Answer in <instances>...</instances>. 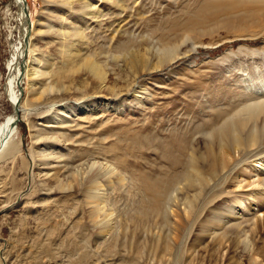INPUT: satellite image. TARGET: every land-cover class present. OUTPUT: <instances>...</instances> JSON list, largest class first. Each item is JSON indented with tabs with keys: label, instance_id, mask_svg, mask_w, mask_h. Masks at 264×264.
Masks as SVG:
<instances>
[{
	"label": "rangeland",
	"instance_id": "374dc122",
	"mask_svg": "<svg viewBox=\"0 0 264 264\" xmlns=\"http://www.w3.org/2000/svg\"><path fill=\"white\" fill-rule=\"evenodd\" d=\"M66 2L75 7L58 20ZM26 4L32 27L18 92L21 111L0 152V264H136L135 254L151 252L165 229L160 216L139 217L149 197L144 181L170 175L166 152L181 143L187 154L202 155L203 134L246 103L247 97H237L247 86L264 85V0ZM16 15L12 0H0V125L14 122L6 77L20 40ZM162 56L171 60L155 68ZM83 58L101 66V80L76 68ZM30 66H39L38 78ZM58 70L67 76L60 82L52 76ZM45 86L52 89L38 100ZM49 120L55 128L46 127ZM262 150L216 151L229 165L208 199L214 194L223 204L237 196L239 215L258 217L263 226L264 193L244 198L264 192L262 176L252 177L264 160L255 171L250 164ZM89 187L103 194L95 225L89 213L96 203L84 192ZM175 193L167 211L177 223L183 206ZM108 219L111 231L99 234Z\"/></svg>",
	"mask_w": 264,
	"mask_h": 264
},
{
	"label": "bare ground",
	"instance_id": "6f19581e",
	"mask_svg": "<svg viewBox=\"0 0 264 264\" xmlns=\"http://www.w3.org/2000/svg\"><path fill=\"white\" fill-rule=\"evenodd\" d=\"M23 3H27V0H12V4L17 9L16 21L19 26L20 36L19 43L12 50L10 59L7 63V68L9 70V75L6 77L8 80L7 88L10 92V103L12 106L14 103L19 105L18 90L19 87L22 86V81L25 77V74L22 72L23 67L21 66V62L23 54L25 56L27 49L30 47L29 42L28 45L25 43L26 23L22 11ZM113 4L115 3L113 2ZM26 6L29 13V7L27 4ZM74 7L75 5H73L72 2L62 4V8H60L57 14L58 20H63L66 16L65 12L73 11ZM75 33H78V31L73 32V34ZM70 36L73 35L70 34ZM62 46L63 45H61L59 52L62 51ZM165 49L166 48H164V50ZM77 53L78 50H74V53L68 54L70 56L67 57L70 58V60L68 59L69 63L74 61L73 56H76ZM136 60L137 59L130 61L131 65L136 64ZM158 60H160L159 64L155 68H161L167 65L171 59L162 56ZM38 67L32 66L30 68L32 71L30 75L34 79L40 76ZM76 68H83L86 72H89L87 74L95 79L98 78L101 80L104 77L101 66L94 60L83 58L76 65ZM136 73H138L137 70ZM21 75H23L22 81ZM65 75L66 74L58 70V72L52 76H54L56 82H60L67 77ZM56 82H54V84ZM49 87L50 86H47L45 89L42 88L37 92L39 95L37 98L38 100L42 98L49 89H52ZM240 91L242 92V90ZM241 92L239 93L240 95ZM244 97L248 98L245 100L246 103L236 110L234 115L232 114L229 116V119L224 120L218 126L215 125L210 131L203 134L207 140H204L202 143V155L198 156L195 153L187 154L185 144L181 143L177 147L178 151L166 152V156L169 159V163L167 164L169 165L168 171L170 175L162 179L144 181V186L149 192V197L145 205L138 212L139 217L149 220L152 216H160L165 229L161 236L154 239L155 244L151 252L146 254L137 252L135 254L137 263L261 264V262H264V225L262 226L258 217L253 219L245 215H239L237 209L243 208V204L241 200H238L237 196L233 195L234 198L231 199L230 202L223 204L215 201L218 196L214 194H212L213 198L208 199V193L213 190V187L220 184L219 182L222 184V172L226 170L229 165L222 158L221 153L219 152L218 155L216 151L224 150L226 155H231L237 151L240 155H244L245 153H250L253 147L258 149L264 145V85L247 86L243 94L237 98L240 99ZM250 97H255V100H252L254 98ZM18 109L20 112L21 110L19 107ZM62 111L63 108L59 109V111L54 114L53 118L56 119L60 117ZM11 118L14 119L13 123ZM9 119L11 120L0 125L1 150L5 147L8 148V136L14 130V115L12 114ZM55 123L54 120H49L47 121L46 127L55 128ZM0 152H3V150ZM262 160H264V150L253 156L250 162L252 167L251 170L255 171ZM261 168L252 175L254 179L256 178V180H258V175L259 179H261L260 175L264 179V168ZM234 175H231V179L232 177L235 180L240 178V176L234 177ZM119 178L121 179V177ZM90 182H94V175L89 180V183ZM238 186L237 183L236 187ZM93 190L94 188L89 187L84 192L85 196L90 199L89 203H96V207L89 213V222L95 225L104 208V202L102 201V192L100 193ZM178 190L180 191L179 195H181L179 198L183 206V212L180 214L178 222L174 223L169 219L170 217L167 209L170 207L169 200L171 196ZM257 193L261 195L264 192L253 191L248 193L244 198L247 201H253ZM174 195H176V193ZM175 197L177 198V195ZM250 209V211L253 212V208L250 207ZM107 216H109V214L105 217ZM109 221L110 219L101 225L99 234L107 235L111 231V226L108 224ZM193 227L194 231L192 232ZM261 240L263 241V245L259 247L258 244ZM259 259L260 262H258Z\"/></svg>",
	"mask_w": 264,
	"mask_h": 264
},
{
	"label": "water",
	"instance_id": "95a60500",
	"mask_svg": "<svg viewBox=\"0 0 264 264\" xmlns=\"http://www.w3.org/2000/svg\"><path fill=\"white\" fill-rule=\"evenodd\" d=\"M22 11H23V15L25 17V23H26L25 43L28 45L32 25H31V21H30V17H29V13H28V9H27L26 3H23V9H22ZM21 66L22 67L25 66V57H24V54H23ZM22 72L24 73V69L22 70ZM22 78H23V75H21V81H22ZM21 91H22V88L20 86L19 87V94L21 93ZM19 98H20V96H19ZM12 107H13L12 108L13 115L15 117L14 130H13V132H14L15 131V128H16V123L19 121V113L20 112H19L17 103H14Z\"/></svg>",
	"mask_w": 264,
	"mask_h": 264
}]
</instances>
